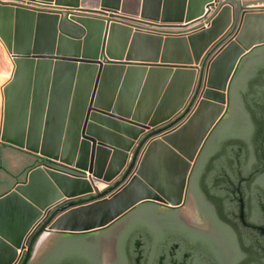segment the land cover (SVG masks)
Returning a JSON list of instances; mask_svg holds the SVG:
<instances>
[{
    "label": "water",
    "instance_id": "obj_1",
    "mask_svg": "<svg viewBox=\"0 0 264 264\" xmlns=\"http://www.w3.org/2000/svg\"><path fill=\"white\" fill-rule=\"evenodd\" d=\"M56 1L90 13L119 8L179 31L70 14L82 30L73 35L57 13L0 3L13 65L1 87L0 264L19 261L53 209L38 240L77 234L29 264H264V9ZM86 172L113 185L75 205L93 191ZM188 182L222 243L176 209L157 211L155 203L181 206Z\"/></svg>",
    "mask_w": 264,
    "mask_h": 264
},
{
    "label": "flooded vegetation",
    "instance_id": "obj_2",
    "mask_svg": "<svg viewBox=\"0 0 264 264\" xmlns=\"http://www.w3.org/2000/svg\"><path fill=\"white\" fill-rule=\"evenodd\" d=\"M62 25L65 27V28H69L70 26H74L72 25L73 23L70 21V19L68 18H62V21H61ZM204 146V145H203ZM203 148V147H202ZM202 150V149H201ZM201 150H200V154H201ZM199 154V155H200ZM198 155V157H199ZM198 159V158H197ZM197 159L191 169V172H190V177H189V180L191 179L192 177V171L194 169V166L197 162ZM18 181H12V186ZM113 184H108L105 188L103 189H107L109 187H111ZM102 189V190H103ZM88 197V196H87ZM89 197H93V196H89ZM186 199L184 201V203L179 206V207H165V206H161L155 202L156 205H157V211H163V210H174L176 209L178 211V213L180 214V216L182 217L183 220L187 221L189 224H191L193 227L197 228V229H200L201 231H203L204 233H206L207 235H211L213 238H215V240H217V242H220L222 243V238L220 237V235L214 231V229L211 227V224L209 222L208 219L205 218V216L201 213V211L198 209L196 203H195V198L193 197L192 195V191H191V183L188 182V186H187V190H186V195H185ZM73 203H75V200L71 201ZM151 202V201H150ZM143 203V202H142ZM64 204V203H63ZM63 204L61 205H58V208L60 206H62ZM141 205V204H140ZM139 205V206H140ZM138 207V206H137ZM136 208V207H135ZM133 210V209H132ZM131 210V211H132ZM130 212V211H129ZM128 212V213H129ZM128 213L124 214L123 216H121L120 218H118V220H120L121 218L125 217ZM50 214L52 215L51 217H54L55 214H54V209L50 211L48 217L50 216ZM47 217V218H48ZM46 218V219H47ZM45 219V220H46ZM118 220H116L113 224L117 223ZM43 224V222H42ZM41 224V225H42ZM111 224V225H113ZM40 225V226H41ZM109 225V226H111ZM107 226V227H109ZM105 227V228H107ZM105 228H101V229H105ZM100 229L94 231V232H83V233H87V234H94L96 235L98 232H99ZM73 234H77L75 232L73 233H64V232H59V234H54V233H51L49 235H51V240H48L47 241V244L45 245V247H40L36 250V248L34 247L32 253H30L29 255V259L27 261V264H29V262L31 260H33L36 256L40 255V254H43L45 253L46 251H48L50 248H51V245L54 244L55 242H57L59 240V238H62V237H67V236H72ZM47 236L46 232L43 234L40 242ZM28 252V249H27V246H26V250L24 252H22V254L20 255V258H19V261L15 264H19L20 260L24 258L25 254Z\"/></svg>",
    "mask_w": 264,
    "mask_h": 264
},
{
    "label": "built area",
    "instance_id": "obj_3",
    "mask_svg": "<svg viewBox=\"0 0 264 264\" xmlns=\"http://www.w3.org/2000/svg\"><path fill=\"white\" fill-rule=\"evenodd\" d=\"M49 10L46 12H52L57 13L61 15V18H68V15L70 14H87L89 16H98L100 18H104L106 20H109L110 22H118L122 24L129 25L134 31H141L145 33H151V34H162V35H177L179 29L167 27L162 25V23L159 21H152L149 19L142 18L140 16H132L126 13L121 12L120 10L113 9V10H107L104 12H82L81 10L75 8V7H65V6H58L54 5L52 3H49V5H45ZM43 6V7H45ZM257 3H252L246 6V9H253L257 8ZM261 7V6H260ZM38 12H44L41 10H38ZM44 12V13H46ZM85 177H87L90 181L93 182V191L89 196H95L98 191H101L103 188H105L108 184L106 182H98L93 177H91L90 174L87 172L85 173ZM101 183V185H99Z\"/></svg>",
    "mask_w": 264,
    "mask_h": 264
},
{
    "label": "rangeland",
    "instance_id": "obj_4",
    "mask_svg": "<svg viewBox=\"0 0 264 264\" xmlns=\"http://www.w3.org/2000/svg\"><path fill=\"white\" fill-rule=\"evenodd\" d=\"M241 2L244 3V4H249V3H252V2L253 3L258 2V3H263V5H264V0H241ZM0 3H5L7 5H10V6H13V7H18V8H23V7L24 8H28V9H30L32 11H36V12H38V10H41V11H44V12L49 10V8H47L45 6V5H49V3H52L54 5H58V6H63L60 3H58L56 0H0ZM43 6H45V7H43ZM78 6H80V5H78ZM69 7H71V6H69ZM253 9H264V7H259L258 6L257 8H253ZM110 10H112V9H110ZM117 10H120V9L117 8ZM210 10H211V13H212V12H214L215 8L211 7ZM136 16H139V15H136ZM5 50H6V48H5L4 44L0 42V89H1L2 85L6 81H8L9 76L12 73V70H13V65L11 63L10 57L7 55ZM0 93H1V90H0ZM228 117L229 116L226 114L221 120L228 119ZM196 166H197V164H196ZM94 179L96 181H98V182H103L104 183V181H100V180H98L96 178H94ZM99 185H101V183H99ZM51 237H52L51 235H47L39 243H38L39 240L37 239V241L34 244V246H36L35 247L36 250L38 248H40V247H45V245L47 244V241L51 240Z\"/></svg>",
    "mask_w": 264,
    "mask_h": 264
},
{
    "label": "trees",
    "instance_id": "obj_5",
    "mask_svg": "<svg viewBox=\"0 0 264 264\" xmlns=\"http://www.w3.org/2000/svg\"><path fill=\"white\" fill-rule=\"evenodd\" d=\"M232 1V0H231ZM230 2V1H229ZM233 3H234V1H232ZM72 25H74V24H72ZM62 30H64L65 32H67V33H71V34H73V35H80L81 33H82V30L78 27V26H76V25H74V26H70L69 28H65L63 25H62ZM260 46H262V45H260ZM258 47V46H257ZM251 51H253V50H251ZM250 51V52H251ZM249 52V53H250ZM249 53H247V54H249ZM242 59V58H241ZM240 59V60H241ZM241 62H242V60H241ZM241 62H240V64H241ZM239 64V65H240ZM239 65H238V67H239ZM237 67V68H238ZM228 116H229V107H228V110H227V113H226ZM202 151V150H201ZM201 155V154H200ZM200 155H199V157H200ZM199 157H198V159H199ZM198 159H197V162H198ZM197 162H196V164H197ZM196 164H195V166H194V169H195V167H196ZM194 169H193V171H194ZM193 171H192V173H193ZM192 175V174H191ZM192 178V177H191ZM95 198H96V195L95 196H93V197H78V198H74L73 200H75V205L76 204H83V203H87V202H91V201H93V200H95ZM52 215L50 214V216L46 219V220H44L43 221V224L36 230V231H34L32 234H30L29 235V237H28V239H27V242H26V245L25 246H27V249H28V252L25 254V256H24V258L23 259H25V258H28L29 257V255H30V253H32V251H33V249H34V244H35V242L37 241V239H38V237H39V235L41 234V232L44 230V228L45 227H47V225L49 224V221H50V219L52 218L51 217Z\"/></svg>",
    "mask_w": 264,
    "mask_h": 264
},
{
    "label": "crops",
    "instance_id": "obj_6",
    "mask_svg": "<svg viewBox=\"0 0 264 264\" xmlns=\"http://www.w3.org/2000/svg\"><path fill=\"white\" fill-rule=\"evenodd\" d=\"M227 1H230V3H232L234 5V7L238 10V11H241L242 9H246V6L249 5V4H252V3H249V4H244L241 2V0H232L234 1V3L231 1V0H227ZM221 2H226V0H221ZM257 5L260 7H264L263 3H258L256 2ZM1 90V89H0ZM1 96H2V92L0 93V118L2 116V111H1Z\"/></svg>",
    "mask_w": 264,
    "mask_h": 264
},
{
    "label": "bare ground",
    "instance_id": "obj_7",
    "mask_svg": "<svg viewBox=\"0 0 264 264\" xmlns=\"http://www.w3.org/2000/svg\"><path fill=\"white\" fill-rule=\"evenodd\" d=\"M44 233H45V232H43L42 235L40 236L38 243L40 242V240H41V238H42V236H43ZM37 245H38V244H37Z\"/></svg>",
    "mask_w": 264,
    "mask_h": 264
}]
</instances>
